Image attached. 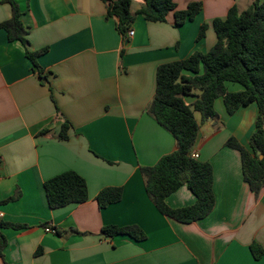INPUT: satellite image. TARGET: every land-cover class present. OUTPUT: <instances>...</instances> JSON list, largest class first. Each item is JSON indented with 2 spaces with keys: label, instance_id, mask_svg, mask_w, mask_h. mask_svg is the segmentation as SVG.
Masks as SVG:
<instances>
[{
  "label": "crops",
  "instance_id": "crops-1",
  "mask_svg": "<svg viewBox=\"0 0 264 264\" xmlns=\"http://www.w3.org/2000/svg\"><path fill=\"white\" fill-rule=\"evenodd\" d=\"M14 1L28 50L44 52L35 68L23 45L9 42L0 29V222L24 226L1 230L0 264H264V254L254 260L249 251L253 242L264 248V186L255 198L239 153L225 146L233 138L248 149L255 104L228 115L216 99V131L212 120L195 117L192 153L210 164L213 177L214 206L205 218L181 224L161 215L139 171L175 149L173 138L144 113L157 66L206 53L216 42L212 21L224 19L233 5L242 11V0H173L177 11L202 3L201 12L179 27L172 12L163 23L145 21L136 15L142 0H130L133 35L125 40L100 0ZM10 16L7 0H0V23ZM202 24L208 28L196 41ZM233 84L225 83L228 92L243 89ZM65 121L68 140L60 141ZM67 171L84 179L88 199L50 209L43 183ZM113 187L122 189L121 200L98 208L97 193ZM194 202L186 186L166 198L172 209ZM131 225L145 234L143 241L100 234L105 226Z\"/></svg>",
  "mask_w": 264,
  "mask_h": 264
},
{
  "label": "trees",
  "instance_id": "trees-1",
  "mask_svg": "<svg viewBox=\"0 0 264 264\" xmlns=\"http://www.w3.org/2000/svg\"><path fill=\"white\" fill-rule=\"evenodd\" d=\"M100 1L106 6V18L116 19V31L125 40L134 18L130 12V0ZM7 2L11 7V16L0 23V29L5 31L9 42L23 45L25 57L37 68L36 57L44 51L28 50L27 32L21 23L18 5L14 0ZM201 10V2L188 3L184 10L177 11L173 0H142L136 15L147 22L163 23L168 13L172 12L173 24L179 27L192 21ZM211 26L216 42L206 53L193 52L185 59L157 66L155 91L144 107V113L173 138L175 149L160 157L154 165L139 168L143 186L155 209L181 224L205 218L214 206L212 168L209 163L192 158L191 154L199 132L195 114L199 115L201 123L212 120L214 131L221 127L214 110V102L218 98L222 99L228 115L243 106H257L258 114L248 149L233 138H229L225 146L239 153L243 180L255 198L264 186V0H252L242 11L233 5L224 19H214ZM207 28L206 24L200 26L196 41L204 37ZM227 82L239 84L243 89L228 92L225 87ZM186 97H193V102L187 103ZM70 127V123L65 121L57 139L68 140ZM182 186H186L195 197L194 204L176 209L168 207L166 198ZM43 188L50 209L81 204L88 199L84 179L73 171L46 180ZM121 198L122 189L113 187L101 189L94 199L98 208L102 209L119 202ZM4 228L17 230L24 226L0 222L2 260L6 245L1 232ZM69 233L83 235L76 230ZM55 234L60 235L61 232L55 230ZM100 234L107 238L128 236L137 242L145 239V234L134 225L105 226ZM249 251L254 260H259L264 254V248L254 242L249 245Z\"/></svg>",
  "mask_w": 264,
  "mask_h": 264
},
{
  "label": "built area",
  "instance_id": "built-area-1",
  "mask_svg": "<svg viewBox=\"0 0 264 264\" xmlns=\"http://www.w3.org/2000/svg\"><path fill=\"white\" fill-rule=\"evenodd\" d=\"M132 35H133V31H132L131 29H129V30L126 32V38L131 37ZM191 157L194 158V159H197V158H198V156H197L195 153H192V154H191ZM44 231H45L46 233H52V234H55V231H54L53 229H51L50 227H46V228L44 229Z\"/></svg>",
  "mask_w": 264,
  "mask_h": 264
},
{
  "label": "rangeland",
  "instance_id": "rangeland-1",
  "mask_svg": "<svg viewBox=\"0 0 264 264\" xmlns=\"http://www.w3.org/2000/svg\"><path fill=\"white\" fill-rule=\"evenodd\" d=\"M249 4H250V1L249 0H242V2L239 3V5L241 7V10L246 9L249 6ZM233 85L238 86L236 84H233ZM195 117L197 119H199V115L198 114H195Z\"/></svg>",
  "mask_w": 264,
  "mask_h": 264
}]
</instances>
